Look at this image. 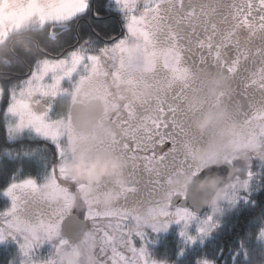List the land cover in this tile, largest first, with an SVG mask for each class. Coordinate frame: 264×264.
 Instances as JSON below:
<instances>
[{"label":"snow or ice","instance_id":"6c2138e0","mask_svg":"<svg viewBox=\"0 0 264 264\" xmlns=\"http://www.w3.org/2000/svg\"><path fill=\"white\" fill-rule=\"evenodd\" d=\"M70 35L75 44L65 39ZM0 47L6 49L0 55V121L7 140L44 137L54 160L42 178L13 174L0 190L10 201L0 210V241L11 237L19 246L10 264H61L60 251L70 241L57 237L73 191L84 198L98 264H166L150 254L146 229L159 232L175 222L186 242H203L227 212L241 208L259 209L250 225L258 228L233 249V264H252L256 254L264 264V199L254 198L264 193V0H0ZM213 72L227 74L231 86L209 97L206 79ZM92 81L105 88L104 118L120 129L108 146L132 162L117 203L103 209L91 194L112 182H76L63 163L76 131L60 98L75 100ZM122 85L134 92L148 85L156 94L128 101ZM233 85L251 92L247 105L236 99ZM191 90L203 95L198 111L231 105V116L244 127L229 151L215 157L223 163L212 168L226 170L229 182L222 205L203 216L173 205L185 192L158 198L172 173L201 172L191 153L206 138L191 130L185 105ZM166 144L164 151L157 147ZM242 157L243 171H230ZM46 243L50 249L41 255ZM192 264H219V257L199 252Z\"/></svg>","mask_w":264,"mask_h":264},{"label":"clouds","instance_id":"9594fccd","mask_svg":"<svg viewBox=\"0 0 264 264\" xmlns=\"http://www.w3.org/2000/svg\"><path fill=\"white\" fill-rule=\"evenodd\" d=\"M0 47V55L5 52ZM197 79L199 72H194ZM231 86L230 79L225 73L213 72L206 79L207 95L212 97L217 91L226 92ZM105 88L97 81L85 84L79 95L73 99L71 95L60 98L63 111L72 115V126L76 131L74 150L69 148L63 161L68 175L76 182L95 184L98 181H111L103 192L91 194V198L100 208L114 206L120 195V185L129 183L126 175L131 161L125 154L113 151L108 143L113 136L120 135L119 127L104 118V103L101 99ZM119 92L128 101L136 96L152 97L156 89L143 85L135 92L126 86H121ZM203 102V95L199 90L188 92L185 105L190 112V125L193 133L204 135L206 140L198 145L191 153L194 164L201 172L210 170L214 165L223 163L215 157L223 156L233 145L234 139L243 135L244 127L241 121L231 116L234 111L231 105L211 104L198 111ZM246 158L234 165L230 171H243ZM229 182L227 173L214 172L204 175L199 180L196 175L188 171H177L167 177L165 187L160 190L158 198L161 202L168 200L171 193L189 192L195 187L202 194L201 203L210 211L221 206L223 192ZM84 198L76 191L72 192L71 209H84ZM70 209V210H71ZM65 238L60 232L57 239ZM97 237L92 227L83 230L77 239L70 241L69 246L63 248L59 254L61 264H98L95 254Z\"/></svg>","mask_w":264,"mask_h":264},{"label":"trees","instance_id":"16d2710c","mask_svg":"<svg viewBox=\"0 0 264 264\" xmlns=\"http://www.w3.org/2000/svg\"><path fill=\"white\" fill-rule=\"evenodd\" d=\"M106 3L107 0H104ZM118 19V17H117ZM86 31V29H85ZM83 35V33H81ZM69 44H75L76 38L74 35L65 37ZM26 70V69H25ZM21 147L26 144L39 143L44 141V144H34L36 147L44 150L43 156L46 158L50 157L51 154H46L47 149H50L49 145L45 142L46 140L36 139L30 141H22ZM24 154V153H22ZM17 154V156H11L8 159L5 155L1 159L0 172L3 173L5 177L0 178V190L8 183L7 177H12L11 174H17L16 169H21L24 164L22 158L24 155ZM29 171H31L30 164L28 163ZM27 168V167H26ZM254 198L258 201L264 199V193L257 192L254 194ZM5 207V202L1 198L0 191V208ZM259 215V209H248L241 208L239 211L233 210L225 214L224 220L225 223L218 229L215 230L210 236H208L203 242L188 244L179 236L177 231L173 229L170 233V237H167L165 240H162L158 243L152 250L153 256L157 260L165 261L168 264H192L194 255L199 252L204 251H216L217 256L219 257V264H233L231 259L234 254L233 249L238 247L241 239H246L248 233L251 231L255 233L257 228L250 227L256 220V217ZM250 243H255V241H249ZM9 248L0 245V264H9ZM252 264H260L259 255L256 254L255 258L252 261Z\"/></svg>","mask_w":264,"mask_h":264},{"label":"rangeland","instance_id":"374dc122","mask_svg":"<svg viewBox=\"0 0 264 264\" xmlns=\"http://www.w3.org/2000/svg\"><path fill=\"white\" fill-rule=\"evenodd\" d=\"M34 138V139H32ZM39 138H43V140H46V138L44 137H41L39 135H36V134H31L29 136H26L24 137L23 139H19V140H22V141H30V140H36V139H39ZM19 140H16V141H8L7 140V132H6V127L3 125L2 121H0V164H1V159L4 157V155L7 157V158H11V156H17V154H22L24 155V158H25V161H24V158H22V162H27L30 164V167L33 171L37 172L39 174V177L38 178H42L45 174L41 175L40 173L43 172V169L41 168L40 170L39 169H36V165H33V161H31L32 158H34L32 156V154L34 153H41V157H42V160L45 159V157L42 155L44 154V150L41 149V148H38L36 147L34 144H44L43 142L44 141H41L39 143H33L31 144L32 146H30V144H26L27 147L23 146L21 147V142ZM42 140V139H41ZM47 144L48 142L51 144L50 141H45ZM4 148H11V149H14L15 153L16 154H13V155H9V151H6V150H3ZM46 154H51V150L50 149H47L46 151ZM45 164V163H43ZM27 164H23V167H25ZM28 171H29V167L28 165L26 166ZM17 170V174H20V175H25V171L22 169H16ZM41 171V172H40ZM11 176H13L11 174ZM8 179V182H10V178L11 177H7ZM8 184V183H7ZM7 184L5 185L7 187ZM5 187V188H6ZM7 198V196H6ZM5 202V207L8 206V204L10 203L9 199L7 198V200H4ZM4 206L2 208H0V210H2L3 208H5ZM206 210V209H205ZM210 210L208 209L207 212H209ZM206 212V213H207ZM205 213V214H206ZM204 214V215H205ZM173 227V229H175L177 231V233L179 234V236L184 240V238L180 235V225L173 222L172 223V226L169 227L165 230H161L159 232H156V236H155V243L152 244L153 245V248L158 244L160 243L162 240H165L167 237H170V230L171 228ZM170 229V230H169ZM190 231H192L193 233L195 232V227H191L190 228ZM66 237V236H64ZM67 238V237H66ZM207 238V237H206ZM205 238V239H206ZM68 239V238H67ZM204 239V240H205ZM184 242H186L184 240ZM201 241L200 240H196V241H192V242H186V243H190V244H195V243H200ZM0 245H4L6 247L9 248V257H8V263L10 264V262L14 261V260H18V257H19V246L17 244V242L15 240H13L11 237L7 238L6 240L4 241H0ZM50 249V245L49 244H45L42 246V248L40 249V253L41 255H44L48 252V250ZM156 249V248H155ZM150 254L153 256V252L152 250L150 249ZM154 257V256H153ZM161 261V260H159ZM168 264V263H166Z\"/></svg>","mask_w":264,"mask_h":264},{"label":"flooded vegetation","instance_id":"af4514ba","mask_svg":"<svg viewBox=\"0 0 264 264\" xmlns=\"http://www.w3.org/2000/svg\"><path fill=\"white\" fill-rule=\"evenodd\" d=\"M234 88H236V99L238 101H240L241 103L247 105L248 103V97L251 96V92H245V89L242 87V86H237V85H233ZM258 99V97H257ZM34 139V138H32ZM39 139H43V138H39ZM161 151H164L167 149V147H170V144H166L164 146H157ZM43 155V154H42ZM32 156L34 158L31 159V161H33V165H36V169H43V172L40 173L41 175L43 174H46L47 170L50 169V167L52 166V164L54 163V160L52 158V155H50V157L46 158V159H43L42 160V157H41V153H34L32 154ZM24 158V156H23ZM9 159V158H8ZM24 161H25V158H24ZM25 164L28 165L27 162H24ZM45 163V164H43ZM26 165V166H27ZM25 167H21V170L23 169L25 171V175H32V176H36V177H39V174L33 170L31 171H28V169ZM41 172V171H40ZM201 173V172H200ZM198 175V174H197ZM196 175V176H197ZM6 186L3 187V189L5 188ZM187 195L184 196V197H181V196H177L174 198L173 200V205L174 206H179V207H188L192 210V208L188 205V204H185V199H186ZM1 198H3V200H7L6 198V195L3 193V191H1ZM193 211V210H192ZM208 211V208L206 210H204L202 213L200 214H197L199 216H203L206 212ZM69 216H76L78 217L79 220H81L84 224V228L83 230H85L86 228H89L91 227V224L90 222L85 218V209H77V208H72L69 213L65 216L66 217H69ZM64 218V219H65ZM172 226V223L169 224V227ZM82 230V231H83ZM170 230V229H169ZM173 230V227L171 228L170 230V233L171 231ZM81 231V232H82ZM147 233H148V240H147V247L148 249L150 250H153V245L155 243V236H156V232H152L151 229H146ZM66 238V237H65ZM68 238V237H67ZM66 238V239H67ZM68 240L70 241V239L68 238ZM155 249V248H154ZM150 252V251H149Z\"/></svg>","mask_w":264,"mask_h":264},{"label":"water","instance_id":"95a60500","mask_svg":"<svg viewBox=\"0 0 264 264\" xmlns=\"http://www.w3.org/2000/svg\"><path fill=\"white\" fill-rule=\"evenodd\" d=\"M216 172V169L212 168L210 170L202 171L196 176V179L199 180L204 175H210L211 173ZM226 173V170L222 172V174ZM202 194L197 188H193L185 199V204H188L194 212L197 214L202 213L206 206L201 203ZM84 223L78 219L76 216L66 217L61 224V232L63 236H66L70 239V241L78 238L79 234L84 228Z\"/></svg>","mask_w":264,"mask_h":264}]
</instances>
